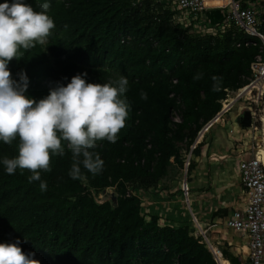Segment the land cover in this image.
<instances>
[{"label":"trees","instance_id":"obj_1","mask_svg":"<svg viewBox=\"0 0 264 264\" xmlns=\"http://www.w3.org/2000/svg\"><path fill=\"white\" fill-rule=\"evenodd\" d=\"M24 2L36 11L49 3L55 23L44 44L21 48L8 64L14 81L26 73L25 94L38 102L78 74L88 83L125 77L129 114L115 143L97 142L94 151L104 161L99 174L81 165V178L72 179L71 152L63 142L65 156L53 154L51 170L41 171L46 191L40 181L29 183L32 173L26 169L6 172L3 158L18 155L19 138L10 145L0 141V243L19 240L22 251L34 253L40 264H219L201 233L143 213L140 193L161 186L167 194L183 182L182 162L199 132L220 112L226 89L246 83L243 76L252 74L260 45L238 47L245 34L235 27L221 35L184 28L156 0ZM197 73H203L199 80L194 79ZM213 75L222 77L220 91L212 90ZM175 108L183 116L176 127L171 117ZM232 112L230 118L238 108ZM248 129L240 131H247L246 138ZM203 144L192 150L188 172ZM108 186L117 201L98 202ZM129 188L140 193L128 195ZM222 251L231 264H249L229 246Z\"/></svg>","mask_w":264,"mask_h":264},{"label":"clouds","instance_id":"obj_2","mask_svg":"<svg viewBox=\"0 0 264 264\" xmlns=\"http://www.w3.org/2000/svg\"><path fill=\"white\" fill-rule=\"evenodd\" d=\"M49 7L45 2L36 11L24 0L0 3V141L10 145L19 138L18 155L5 156L2 163L9 175L17 168L30 171L29 183L40 181L41 191L47 190L41 171L51 170L53 154L65 156L63 142L71 152L72 179L81 178V165L87 172L99 174L104 161L94 151L97 142L106 139L115 143L129 114L125 96L129 82L125 77L88 83L78 74L38 102L25 94L26 73H18L19 81L12 79L8 64L17 58L18 51L44 44L52 34L55 23L48 14ZM202 77L203 73H197L194 79ZM211 79L212 90L220 91L222 77L213 75ZM141 99L146 100L147 94L141 92ZM19 245V240L0 243V264H40L33 259L34 253L26 254Z\"/></svg>","mask_w":264,"mask_h":264},{"label":"built area","instance_id":"obj_3","mask_svg":"<svg viewBox=\"0 0 264 264\" xmlns=\"http://www.w3.org/2000/svg\"><path fill=\"white\" fill-rule=\"evenodd\" d=\"M163 7L173 12V21L182 27H192L197 33L206 35H221L230 27H235L245 34V38L237 42V46L260 45V53L256 55L252 64V74L243 76L246 83L236 89H226V98L222 103L220 112L207 123L199 132L187 159L182 162L184 174L188 172L192 150L201 142L215 125L224 123L227 116L238 108V115L249 112L251 126L256 128L259 123L261 108L264 106V0L246 3V0H226L225 4L212 5L209 0H156ZM211 9L222 11V17L212 22L209 17ZM130 37L123 38L126 41ZM174 83L177 79L173 80ZM174 94H172L173 96ZM180 104V99H178ZM173 126L183 120L180 108L172 112ZM238 158V171L241 185L245 194L243 205L235 207L224 220L227 228L241 234L246 240L247 258L250 264H264V156L261 150L253 146L240 149ZM112 188L108 186L107 189ZM181 191L188 200L190 197V184L186 176L181 183ZM139 194L129 188L128 195ZM210 248L216 260L221 264L224 259L222 249L214 244L206 231H199Z\"/></svg>","mask_w":264,"mask_h":264},{"label":"crops","instance_id":"obj_4","mask_svg":"<svg viewBox=\"0 0 264 264\" xmlns=\"http://www.w3.org/2000/svg\"><path fill=\"white\" fill-rule=\"evenodd\" d=\"M249 1L254 2L258 0H246L245 2L248 3ZM225 2L226 0H209V4L212 5H222ZM209 17L212 22H217L222 17V11L211 9ZM237 116L236 113L230 118L235 123H232L230 120L231 124L225 121L220 127L215 125L209 132L212 137L211 141L203 145H206V147H202L200 155L194 156L196 165L190 171L188 177L190 188L191 190L193 189L195 194L194 200L191 198L192 191H190L189 199L185 198L180 189L181 183L179 184V188L176 186L177 183L171 186L167 194L160 193L161 186H155L152 188V191H147V193L141 192L140 196L144 205L142 208L143 213L158 214L162 224L186 226L190 232H192L191 227H193L195 221L198 228V230L196 229L197 231H206L209 239L214 244L218 245L221 249L229 246L231 252L238 255L243 262L250 264L247 258V240L241 234L227 228L224 224V220L231 210L242 206L245 200L237 167L240 149L245 144L237 146V142L243 139L246 140L248 133L244 131L245 134H239L242 127L245 126L240 124L238 120L239 116L238 121L236 120ZM229 126L230 128H228ZM250 126H247V128L250 129ZM220 130L225 133L226 131L228 132L225 135L226 137L228 136V141L230 140L228 145ZM230 132L234 134H230ZM248 138L246 146H251V137ZM171 160L173 162V159ZM157 196H161V198H157ZM192 203H194L193 206ZM186 205L187 208L185 207ZM183 206L190 213V217L186 218L182 216V211H184ZM178 218L181 220L191 219V221L183 223L174 222ZM229 230L233 234H227Z\"/></svg>","mask_w":264,"mask_h":264},{"label":"rangeland","instance_id":"obj_5","mask_svg":"<svg viewBox=\"0 0 264 264\" xmlns=\"http://www.w3.org/2000/svg\"><path fill=\"white\" fill-rule=\"evenodd\" d=\"M236 109V108H235ZM235 109H234V111H235ZM233 111V112H234ZM232 112V113H233ZM235 113V112H234ZM231 114V113H230ZM230 114L227 116V118L229 119L227 122L228 123H230L231 124V122H230ZM233 117V116H232ZM263 118H264V106L261 108V113H260V118H259V123H257V126H256V128H253V127H250V129H248V130H250V134L249 135H251L250 137H251V146H253V147H255V148H259V147H261V150H263L262 148H263V146H264V122H263ZM245 120H248L247 118H245ZM217 128V127H216ZM228 128H230V126L228 127ZM222 129V128H221ZM216 130V129H215ZM223 130V129H222ZM222 130H220L221 131V133L223 134V136H224V140H225V142H226V144L228 145L229 144V141H228V136L226 137L225 135L226 134H228V132L226 131V133L225 132H222ZM219 131V132H220ZM217 132H218V130H217ZM210 134L211 133H207L204 137H203V139L201 140V141H203L204 142V144H206V143H209V141H211V139H212V137L210 136ZM230 134H234L233 132H230ZM239 134H242V133H239ZM208 136V137H207ZM207 138V139H206ZM247 139H249L248 137L246 138V140H241V141H238L237 142V146L238 145H242V144H245V145H242V147L243 148H245V146H246V144H248V142H247ZM244 142H246V143H244ZM203 144V145H204ZM211 146H213V145H211ZM250 146V145H249ZM206 147V145L205 146H203V148H205ZM241 147V148H242ZM246 147H248V146H246ZM242 148V149H243ZM238 156V155H237ZM189 174H190V172H187V174L185 175L184 174V176H186L187 177V179H188V177H189ZM158 184H159V181L157 182ZM179 184L180 183H177L176 184V186L179 188ZM160 188V187H159ZM159 188H157L158 190H159ZM180 189H181V187H180ZM160 190H162V189H160ZM190 191H192L191 193V198H192V200H194V197H195V194H194V191H193V189L191 190V188H190ZM160 193H162L161 191H160ZM163 194V193H162ZM161 198V196H157V198ZM186 198V197H185ZM194 205V203H192V206ZM186 208H187V205L185 206ZM184 206L182 207L183 208V210L184 211H182L183 212V214H182V216L183 217H186V218H188V217H190V213L188 212V210L185 208ZM171 208V207H170ZM181 212V213H182ZM193 219V218H192ZM190 222L191 221V219H186V220H181V219H176L174 222H178V223H183V222ZM194 225H193V227H191L192 229V233H200L199 231H197L198 230V228L196 227V222L194 221V223H193ZM191 225V224H190ZM189 226V225H188ZM195 228V229H194ZM197 229V230H196ZM195 231H197V232H195ZM227 234H233L232 233V231L231 230H229L228 231V233ZM224 260V259H223ZM223 260H222V262H221V264L223 263Z\"/></svg>","mask_w":264,"mask_h":264},{"label":"water","instance_id":"obj_6","mask_svg":"<svg viewBox=\"0 0 264 264\" xmlns=\"http://www.w3.org/2000/svg\"><path fill=\"white\" fill-rule=\"evenodd\" d=\"M247 118L248 120H245ZM240 124L242 126H250L251 125V118L249 112H244L239 116ZM256 150H260L259 148H255ZM98 202H104L105 200H111L113 202L117 201V195L115 194L114 190L112 188L105 189L103 193L97 198Z\"/></svg>","mask_w":264,"mask_h":264},{"label":"bare ground","instance_id":"obj_7","mask_svg":"<svg viewBox=\"0 0 264 264\" xmlns=\"http://www.w3.org/2000/svg\"><path fill=\"white\" fill-rule=\"evenodd\" d=\"M225 3H226V2H225ZM225 3H222V4H225ZM263 122H264V118H263ZM262 149H263V150H261V147H260V150L262 151L263 156H264V146H263ZM222 264H230V262H229L227 259H224Z\"/></svg>","mask_w":264,"mask_h":264}]
</instances>
